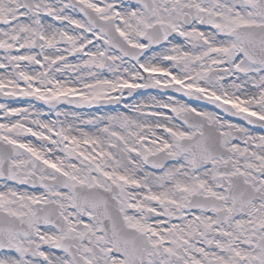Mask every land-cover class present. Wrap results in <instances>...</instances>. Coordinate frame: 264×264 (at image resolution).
Segmentation results:
<instances>
[{"label":"snow or ice","instance_id":"obj_1","mask_svg":"<svg viewBox=\"0 0 264 264\" xmlns=\"http://www.w3.org/2000/svg\"><path fill=\"white\" fill-rule=\"evenodd\" d=\"M0 264H264V0H0Z\"/></svg>","mask_w":264,"mask_h":264},{"label":"flooded vegetation","instance_id":"obj_2","mask_svg":"<svg viewBox=\"0 0 264 264\" xmlns=\"http://www.w3.org/2000/svg\"><path fill=\"white\" fill-rule=\"evenodd\" d=\"M139 92H142L143 90H138ZM153 92L155 91V90H152ZM144 95H147V93H144ZM135 98H137V99H139L140 98V96L139 95H136V97ZM131 99V98H130ZM33 103H35V101H33ZM61 107H67L66 105H61ZM79 111H82V112H88V111H95V109L93 108V109H88V108H84V109H79ZM54 118V117H53Z\"/></svg>","mask_w":264,"mask_h":264}]
</instances>
